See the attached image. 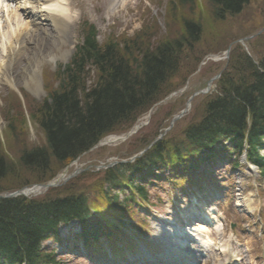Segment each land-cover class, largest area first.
<instances>
[{
  "label": "trees",
  "instance_id": "obj_1",
  "mask_svg": "<svg viewBox=\"0 0 264 264\" xmlns=\"http://www.w3.org/2000/svg\"><path fill=\"white\" fill-rule=\"evenodd\" d=\"M181 6L191 0H177ZM250 0H208L211 15L218 21L242 12ZM184 34L179 38L149 43L145 32L123 41L99 45L92 30L79 48L74 65L60 70L62 81L57 90L44 100L32 120L46 138V147L21 149L17 163H9L1 149L0 183L16 164L34 177L33 183L51 179V160L64 166L90 150L102 138L131 128L156 102L170 92L165 85L182 68L185 51L193 50L201 40L202 26L184 20ZM142 40V41H139ZM91 62L95 80L88 86ZM218 84V92L206 97L202 121L191 129L183 141L160 142L135 164L109 169L104 182L114 216L124 223L128 200L126 184L145 195L136 179L151 173L164 177L166 171L180 168L195 171L201 162L217 152L215 145L233 139L239 152L247 141L249 157L257 159V148L264 137V58L259 65L243 53L235 58ZM236 76V78H234ZM234 79H233V78ZM48 100H51L49 103ZM21 127L25 128L24 121ZM12 130H15L11 126ZM221 149V148H220ZM4 191L0 187V192ZM112 192H117L113 195ZM90 197L86 194L47 195L41 201L12 199L0 201V259L9 263L50 264L51 255L42 251L47 239H57L60 224L77 220L84 228L97 225L89 212ZM128 225V224H127ZM41 262V263H40Z\"/></svg>",
  "mask_w": 264,
  "mask_h": 264
},
{
  "label": "rangeland",
  "instance_id": "obj_2",
  "mask_svg": "<svg viewBox=\"0 0 264 264\" xmlns=\"http://www.w3.org/2000/svg\"><path fill=\"white\" fill-rule=\"evenodd\" d=\"M131 1V4L124 5L122 8L119 0H107L105 3L102 2L101 10L103 12H100V15L97 14L98 12L86 14L87 20L97 29L98 40L101 45L111 40L123 41L135 37L140 32H145L149 37V43L155 47L161 42L182 36L184 34L183 19H191L202 25L201 40L195 45L192 52H184L181 59L182 68L165 85L166 92L167 90L170 91L166 97L186 88L184 93L177 94L172 100L156 107L151 118H148V124L125 143L98 148L81 157L77 165L82 169L108 160L120 161L136 155L144 145L153 141L160 132L169 127L174 115L186 108L187 100L195 88L227 68L232 59L235 58V61L237 58L243 60V53L246 54V52H249L257 62L264 57V0H250L242 13L234 17H227L223 22L213 20L210 9L204 0H197L193 5L185 7L178 6L176 0ZM77 14H79V10L76 11ZM77 24L78 21L77 23L74 21L71 24L72 27L66 31L63 29L62 33L54 30L50 39H47L43 31L36 27L34 29L35 34H37L35 38H31L29 45H21V47L15 39L16 32L19 34L23 32V24L17 28L15 24L6 25L7 29L13 27L15 31L6 36L7 29L5 27L0 31V46L4 48L3 52L0 49V66L5 64L7 56L12 55L10 70L7 72V68H5L6 74L4 76H1L2 72L0 71V142L4 156L9 163L18 162L21 149L24 146L39 148L47 145L44 132L32 120L31 114H36L47 96L56 90L59 84L58 76L49 72L48 68L50 67L55 71L68 64L74 51L73 48L80 39V27ZM247 37L251 39L243 42L242 40ZM240 41L242 42L239 45ZM234 42L238 44L232 46L230 60L227 61L225 52ZM212 56H216L219 60L207 59ZM203 61L206 62L204 66L201 65ZM200 66L201 69L198 70ZM94 73L95 71L90 68L87 77L88 86L95 80ZM217 87L218 85L215 84L209 95H200L193 100L191 110L176 122L173 129L166 135L167 139L184 140L188 132L202 121L205 104L208 100L205 98L218 92ZM21 94L22 97H20ZM164 99L165 97L160 101ZM148 113L141 116L138 121L145 122ZM23 121L25 128L21 127ZM11 126L15 130H12ZM131 128L128 127L120 131L119 134H126ZM68 165L70 164L62 166L52 159L51 179L61 176ZM77 165L71 166L67 170V174L73 173ZM13 169L15 172L0 183L3 190L11 191L33 183V175L24 171L19 163ZM105 174V171L79 173L50 195L65 197L70 194L87 193L92 201L101 197L102 200H97L96 207L107 209L108 202L105 193L100 196L101 191L103 192L107 188L103 180ZM251 176H254V173ZM241 179L239 177L232 179L235 182L241 210L228 212L224 210V212H219V215L225 213L228 220L234 222L239 230H243L241 235H236V237L238 240L237 248L238 245H243L239 248H242L245 263L252 261L251 264H264V227H260L258 225L260 221H257V212L263 211L261 215L264 216V196L257 195L256 188L252 186V178L248 182L245 180L242 184L240 183ZM223 181L224 179L220 180V183ZM249 185L251 186L250 189ZM161 188L159 186L154 189L149 187L151 190L150 200L153 203L156 202L153 212L166 213L171 208H183L181 202L176 203L177 206L172 205V196L174 194L175 197L177 196L174 188L166 184L163 185L164 189ZM123 198L124 196L120 195V199ZM210 203H213V208H215L216 202L213 200ZM149 221L151 220L149 219ZM66 232H68L67 229H62L61 234L64 235ZM146 237L148 241L151 240V234H147ZM50 245L52 244H48V246ZM220 257L218 255L219 259ZM74 259L61 260L66 264H87L83 259Z\"/></svg>",
  "mask_w": 264,
  "mask_h": 264
},
{
  "label": "bare ground",
  "instance_id": "obj_3",
  "mask_svg": "<svg viewBox=\"0 0 264 264\" xmlns=\"http://www.w3.org/2000/svg\"><path fill=\"white\" fill-rule=\"evenodd\" d=\"M134 1H138V0H134ZM119 3H120V7L123 8L124 5L131 4L132 1L131 0H119ZM38 5L40 6L39 7L40 8V12L39 13H42L38 20H40L41 22L37 23V21H35V22L31 21L32 22L31 24H40V26L42 27L41 30L44 29L43 30V34H44L45 37H47V39L51 38L50 35H52V33H53L52 32L53 31L52 30L53 26L60 27V28L62 26L63 29H64L66 27V23L65 22L69 21L67 23V24H69V23H73V21H74V17L71 14H69L70 7L65 8V7H62V6L58 5V4H53L51 6L50 5H47V6L45 5L44 7H42V4H40V3ZM24 14H28V13L26 12ZM12 20L15 21L16 28L18 26H20L21 23H23L22 20H21V15H16L14 18H12ZM48 26H50V30L47 29ZM21 33L22 34H17L16 35V39L15 40H16V42L18 44H20L22 46L29 45L30 44L29 41L31 40V38L32 37L35 38V36H36V35L33 34V32L30 31V28H27L25 26H24V31L21 32ZM11 59H12V55L7 56L5 58V60H6L5 64H4L5 66L4 65L0 66V71L2 72L1 76H4V74H6L4 72L5 68H7V72L10 70ZM7 63H8V66H7ZM114 140H111L109 143L114 142ZM115 141H117V139Z\"/></svg>",
  "mask_w": 264,
  "mask_h": 264
},
{
  "label": "water",
  "instance_id": "obj_4",
  "mask_svg": "<svg viewBox=\"0 0 264 264\" xmlns=\"http://www.w3.org/2000/svg\"><path fill=\"white\" fill-rule=\"evenodd\" d=\"M221 75H218L216 76L215 78L211 79L209 82H208V86H207V90L206 91H203L202 93H206L207 91L210 90L211 88V85L212 83L214 82V80L218 79ZM194 97V96H193ZM193 97L188 101V106L185 110L188 111L189 109V106H190V103H191V100L193 99ZM184 114H180L176 117L173 118L172 120V124H171V127L173 126L174 122L177 121L178 119H180ZM160 139L162 138V136L159 137ZM123 140L122 138H118V140ZM159 139H157L156 141H158ZM152 142L147 148H145L138 156H135L133 157L129 162H132L133 160H135L136 158L140 157L141 155H143L152 145H154V143L156 142ZM128 161H121V162H112V163H109L108 165H101L99 167H97V169H106V168H110L116 164H124V163H127ZM74 176V175H73ZM72 176H70L68 179H70ZM60 182L61 181H53V182H48L47 184H42V185H35L33 186L32 188L30 189H27V190H21V191H16L14 193H8V194H5V195H0V199H6V198H13V197H17V196H27V195H30V194H34V193H43L51 188H54V187H58L60 186Z\"/></svg>",
  "mask_w": 264,
  "mask_h": 264
}]
</instances>
